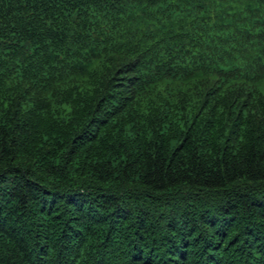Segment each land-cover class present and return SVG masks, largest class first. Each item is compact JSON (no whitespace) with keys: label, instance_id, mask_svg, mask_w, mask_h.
<instances>
[{"label":"trees","instance_id":"16d2710c","mask_svg":"<svg viewBox=\"0 0 264 264\" xmlns=\"http://www.w3.org/2000/svg\"><path fill=\"white\" fill-rule=\"evenodd\" d=\"M0 264H264V0H0Z\"/></svg>","mask_w":264,"mask_h":264}]
</instances>
